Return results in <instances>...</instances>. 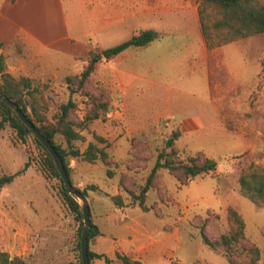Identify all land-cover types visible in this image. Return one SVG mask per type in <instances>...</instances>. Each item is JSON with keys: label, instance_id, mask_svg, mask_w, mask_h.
<instances>
[{"label": "rangeland", "instance_id": "obj_1", "mask_svg": "<svg viewBox=\"0 0 264 264\" xmlns=\"http://www.w3.org/2000/svg\"><path fill=\"white\" fill-rule=\"evenodd\" d=\"M177 35L156 39L149 48L104 57L85 89L104 94L108 110L77 127L84 138L70 144L57 136L67 149L83 152L94 142L109 153L110 164L72 155L68 162L73 183L86 190L91 216L106 232L98 250H116L107 252L111 264H126L116 252L145 264H232L203 242L196 225L197 216L210 217V236L228 232L229 206L242 214L246 235L264 253V204L249 199L239 183L251 164L264 168V32L227 45L222 70L195 71L185 68L182 51L173 52L180 42L171 41H180L181 32ZM94 44L79 47L73 57L49 49L42 61H29L21 48L7 55L8 70L33 79L39 88L37 110L47 120L55 121L60 104L70 97L78 104L79 120L87 108V92L74 91L66 77L83 71L90 49L109 46ZM28 110L33 113L31 106ZM175 130L181 132L175 145L182 156L201 151L217 161V169L182 185L168 168H160L157 185L147 192L150 209L145 211L129 189L145 183L158 154L169 150L166 141ZM43 154L33 135L20 138L0 117V176L21 171L0 188V250L11 255L26 250L20 256L30 264L46 259L64 264L79 259L81 221L64 200L60 179L43 173ZM27 161L30 165L23 170ZM95 245L90 239L89 248ZM238 261H244L243 255ZM90 264L108 263L94 258ZM258 264H264V257Z\"/></svg>", "mask_w": 264, "mask_h": 264}, {"label": "trees", "instance_id": "obj_2", "mask_svg": "<svg viewBox=\"0 0 264 264\" xmlns=\"http://www.w3.org/2000/svg\"><path fill=\"white\" fill-rule=\"evenodd\" d=\"M200 20L201 30L209 49L227 44L234 40L264 32V3L259 0H200ZM158 36L154 29H143L130 38L123 40L113 46L97 51L89 50L88 63L80 74L67 75L66 80L73 90H84L87 92V108L82 119H76L75 111L78 108L77 102L70 97L67 102L61 103L56 114L55 121H49L42 113L37 110L39 100L36 93L38 86L34 85L33 79L29 76H15L7 66L6 57L0 54V92L14 101L31 119L35 126L53 143L60 157L62 158L67 172L70 176V166L68 156H81L85 160L95 161L102 159L110 164L109 153L104 147L94 142L89 143L85 151L71 147L67 149L62 142L57 140L58 134L64 136L68 143L84 138L79 126H85L88 121L104 116L109 108V99L100 92H93L87 88V81L97 67V64L105 57L112 58L122 53L132 46H147ZM33 108V113L28 110ZM1 124L9 122L17 131L20 138L24 139L28 134L33 135L36 143L44 151L41 166L43 173L50 178H58L61 182V193L69 207L77 213L81 221L79 233L84 227V215L78 197L70 193L65 187L60 171L54 161L53 156L46 146L33 134L32 129L26 125L18 116L16 111L5 101L0 99ZM180 130L173 131L166 141L169 150L161 151L152 167L145 183L141 184L137 190L129 189L135 203L147 211L150 207L146 204L148 190L157 185L158 170L168 168L173 173L180 184H187L194 177L201 174H208L217 169V161L201 151L194 154L182 156L180 150L175 145V140L180 136ZM134 159L129 160L133 162ZM127 164V162H126ZM30 165L27 161L23 170ZM4 174L0 176V188L10 183L20 173ZM109 172L112 171L109 169ZM71 181L73 182L71 176ZM239 183L242 192L252 201L264 204V168L251 164L244 169L239 176ZM74 184V183H73ZM78 187V186H77ZM79 188V187H78ZM80 189V188H79ZM82 190V189H81ZM86 195V190H82ZM228 219L230 230L219 232L214 237L210 236L208 226L211 222L210 217L201 218L197 216V227L200 230L202 240L212 249L223 252L232 264H258L264 257L262 249L253 243L246 235V223L242 214L234 207H228ZM92 221V219H91ZM97 227L92 223L89 232V240L96 234ZM80 253L76 261H68L64 264H83L81 256V243L78 244ZM126 264H145L140 259L132 258L129 255L116 253ZM243 255L244 261H238L239 256ZM90 261L94 258H104L108 264L112 259L105 253H98L89 248ZM0 264H30V262L20 255H11L8 251L0 250ZM171 264H179L172 262Z\"/></svg>", "mask_w": 264, "mask_h": 264}, {"label": "crops", "instance_id": "obj_3", "mask_svg": "<svg viewBox=\"0 0 264 264\" xmlns=\"http://www.w3.org/2000/svg\"><path fill=\"white\" fill-rule=\"evenodd\" d=\"M143 29L156 30L159 42L178 36L180 31V41H171L180 42L173 52L182 51L181 61L193 71L202 67L222 70L229 57L222 50L245 39L209 49L201 30L200 0H0V54L6 60L9 53L21 48L29 61H42L49 49L73 57L81 46L96 42L110 47ZM153 42L128 49L149 48ZM211 61L215 66L209 65ZM92 223L97 232L92 237L96 245L90 249L110 253V246L98 250L106 232L100 222L92 218ZM112 239L118 240L115 235ZM19 254H26V250ZM49 262L46 259L43 264Z\"/></svg>", "mask_w": 264, "mask_h": 264}, {"label": "water", "instance_id": "obj_4", "mask_svg": "<svg viewBox=\"0 0 264 264\" xmlns=\"http://www.w3.org/2000/svg\"><path fill=\"white\" fill-rule=\"evenodd\" d=\"M0 99L8 103L18 114V116L22 119V121L28 125L33 134L46 146V148L50 151L51 155L54 158V161L60 171L62 179L64 181L65 187L67 190L80 198L82 200V209L84 215V227L81 233V256L83 264H90L89 258V232L92 228L91 221V213H90V205L87 199V196L83 193L81 189H79L70 179V176L67 172V169L64 165L62 158L60 157L58 151L56 150L53 143L35 126L34 122L28 118V116L23 112V110L10 98L5 96L0 92Z\"/></svg>", "mask_w": 264, "mask_h": 264}]
</instances>
